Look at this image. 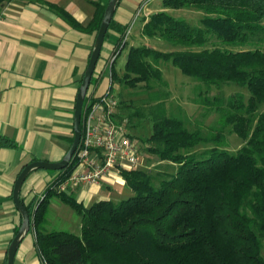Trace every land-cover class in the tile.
<instances>
[{
	"label": "trees",
	"instance_id": "16d2710c",
	"mask_svg": "<svg viewBox=\"0 0 264 264\" xmlns=\"http://www.w3.org/2000/svg\"><path fill=\"white\" fill-rule=\"evenodd\" d=\"M186 9L202 14L197 24L171 13ZM123 34L114 49L125 46ZM140 35L177 49L130 47L118 81L111 66L113 84L166 89L161 64L170 63L197 83L196 103L202 115H218L217 126L206 127L207 134L199 123L189 129L186 117L164 109L167 93L153 91L151 134L142 147L148 143L147 153L175 171L157 182L142 168L124 171L132 195L88 208L50 189L41 202L25 205L20 197L37 253L44 264H264V0H161ZM230 85L248 97H209ZM225 130L242 140L234 154L224 149ZM203 145L212 146L199 152ZM16 147L0 136V148ZM73 167L71 160L56 173L63 179ZM53 196L80 215V235L43 230Z\"/></svg>",
	"mask_w": 264,
	"mask_h": 264
},
{
	"label": "crops",
	"instance_id": "0c3cea01",
	"mask_svg": "<svg viewBox=\"0 0 264 264\" xmlns=\"http://www.w3.org/2000/svg\"><path fill=\"white\" fill-rule=\"evenodd\" d=\"M108 1L0 0V136L17 145L0 148V264L21 222L12 201L19 172L33 161L59 162L73 141L75 99L95 39L93 24ZM154 1L120 0L87 93L97 97L105 92L107 72H96L103 68L128 26L140 20V34L144 21L161 10V1ZM130 47H135L134 41ZM118 115L121 117L119 108ZM159 163L176 169L172 163ZM57 176L45 170L30 173L20 192L24 204L38 198ZM112 185L122 186L123 191L112 196ZM64 193L83 208L101 200L119 202V197L132 195L117 172L99 184L70 187ZM43 230L80 235L81 218L53 196ZM261 253L264 257V245ZM13 264H43L31 232L20 243Z\"/></svg>",
	"mask_w": 264,
	"mask_h": 264
},
{
	"label": "rangeland",
	"instance_id": "374dc122",
	"mask_svg": "<svg viewBox=\"0 0 264 264\" xmlns=\"http://www.w3.org/2000/svg\"><path fill=\"white\" fill-rule=\"evenodd\" d=\"M160 1L161 0H156L154 2ZM171 13L174 16L185 18L191 24H197L199 19L202 17V14L194 9L178 10ZM140 24L141 21L136 20L135 23L128 26V28L125 30V32H127V30L131 27L127 39L128 42L126 41L127 43L125 44L122 51H120L121 53L113 64V73L115 74V79L117 81L122 76L126 54L130 46L132 45V41H134L135 47L150 45L162 52H171L177 49L164 41H160L158 43V41L140 37V34H138ZM122 40L119 43L120 45L122 44ZM161 71L163 79L167 82L168 88L166 89L155 84L151 89L152 91H150L147 90L146 87H144V85L142 84L128 86L118 84L117 81H114V84L112 86V93L119 101L120 115L121 117L127 118L129 122V125L127 124V126L130 132V136L132 137L134 144L141 148L142 154L144 155L142 164L139 169L142 168L146 170L156 180L155 182L160 180L165 174H172L173 170H171L172 167L167 163L161 164L156 157L147 153L146 147L149 146L148 143L144 147H142V141H145L151 134L150 113L152 111V108H154L155 106V102L152 101V99L154 98L153 91L157 90L161 93H167V96L165 98L166 100L163 106L164 109L168 114L171 113L176 116L181 115L182 117H186V120L188 121V124L186 125L189 129L194 128V124L199 123L204 126V129L202 130L203 133L207 134L206 127L213 125L217 126L218 121V115L215 112H211L210 114L205 116L202 115L203 110L201 109L200 104L196 103L198 101V92L195 88L197 83L193 78L183 75L176 67L172 66L170 63H162ZM202 91H204V88L202 89ZM236 92L243 93L245 95V98L248 97V94L244 89L236 88L235 85L224 86L220 90L213 89L208 94L209 97L220 96L226 99ZM263 109L264 107L260 110ZM225 136L226 146L224 147V149L234 154L235 151L239 147H241L242 140L235 134L228 133L227 130H225ZM211 146L212 145H203L199 147L198 150L200 152L206 148H211ZM48 172L53 175L56 174V171ZM110 187L111 191H113L111 193L112 196L123 191L122 186L119 185H112ZM123 198L124 197H119L118 199Z\"/></svg>",
	"mask_w": 264,
	"mask_h": 264
},
{
	"label": "built area",
	"instance_id": "2783aa9c",
	"mask_svg": "<svg viewBox=\"0 0 264 264\" xmlns=\"http://www.w3.org/2000/svg\"><path fill=\"white\" fill-rule=\"evenodd\" d=\"M2 18L3 11L0 9V21ZM129 31L130 28L123 35L121 48L128 39ZM119 53V48L114 49L103 68L96 72H107L109 85L105 92L97 97L87 93L84 99L81 138L72 157L73 169L63 179L58 175L45 190L65 192L74 186L96 185L112 172L121 175L141 166L144 155L130 136L128 120L118 115L119 101L112 93L111 66ZM44 193L37 198L38 202L44 199Z\"/></svg>",
	"mask_w": 264,
	"mask_h": 264
},
{
	"label": "water",
	"instance_id": "95a60500",
	"mask_svg": "<svg viewBox=\"0 0 264 264\" xmlns=\"http://www.w3.org/2000/svg\"><path fill=\"white\" fill-rule=\"evenodd\" d=\"M119 2L120 0H109L104 9L103 16L100 21V26L94 39L90 57L76 94L73 113V141L68 151L59 162L51 163L38 160L26 164L25 166H23L14 182L12 189V201L18 213L20 214L21 222L19 228L17 229L15 235L13 236L7 247L5 264L14 263V258L18 247L30 230L29 214L25 207L21 204L20 199L21 188L26 178L30 173L36 170L61 171L65 169L71 162L72 157L74 156V153L79 145L81 138V115L84 99L86 97L91 79L95 72L96 64L101 53L105 35Z\"/></svg>",
	"mask_w": 264,
	"mask_h": 264
}]
</instances>
